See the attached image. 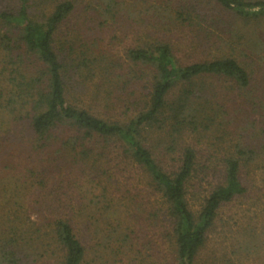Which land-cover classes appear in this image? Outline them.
<instances>
[{"label":"trees","instance_id":"16d2710c","mask_svg":"<svg viewBox=\"0 0 264 264\" xmlns=\"http://www.w3.org/2000/svg\"><path fill=\"white\" fill-rule=\"evenodd\" d=\"M170 1L0 0V264L84 263L64 200L70 178H90L92 192L101 186L80 207L105 223L118 207L108 191L115 175L136 168L159 196L155 216L169 223L170 264H198L222 207L246 191L242 170L259 150L219 143L249 120L216 102L206 83L249 86L239 60L184 62L159 37L114 54L88 23L123 25L140 12L160 30L200 25ZM214 1L243 20L264 19V0ZM121 227L103 230L120 237Z\"/></svg>","mask_w":264,"mask_h":264},{"label":"rangeland","instance_id":"374dc122","mask_svg":"<svg viewBox=\"0 0 264 264\" xmlns=\"http://www.w3.org/2000/svg\"><path fill=\"white\" fill-rule=\"evenodd\" d=\"M95 1L99 4L102 0ZM172 1L175 4L182 2L187 9L195 11V19L200 25L160 30L153 25L154 21L148 14L140 12L134 16L137 21L128 20L123 25L109 21L108 27L102 28L95 24L96 20L88 23L99 28L97 33L92 32L101 39L98 44L114 54L122 55L126 48L136 46L142 40L155 41L159 37L167 40L184 62L203 61L224 54L236 57L245 67L250 82L245 88H235L229 80L206 79L211 88L210 96L216 102L226 103L227 111L233 112L238 108L243 118L249 120L247 131L242 130L243 126L232 127L220 146H233L237 141H243L259 151L257 159L242 170L246 191L222 207L216 226L198 257V264H264V148H258L264 146V19L258 23L243 20L214 0H171L170 3ZM76 2L85 7L89 0ZM252 41L262 45L251 47ZM205 142L206 139L201 147L206 148ZM143 178L136 168L119 170L113 180L116 183H111L108 189L116 198L118 207L113 210L112 217H104L105 223H99L93 213L89 215L80 207L83 204L81 197H94L93 192L99 193L101 186L92 192L90 178L82 181L69 179L72 187L67 189L68 195L64 200L68 212L79 226L76 233L87 250L83 264L172 262L174 253L167 235L169 223L167 220L162 223L161 217L155 216L156 211L160 214L162 210L161 202L159 196L148 192ZM118 222L124 229L122 235L109 237L103 229L117 228ZM127 230L128 239L125 238ZM51 263L50 259L35 264Z\"/></svg>","mask_w":264,"mask_h":264}]
</instances>
